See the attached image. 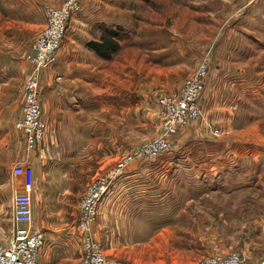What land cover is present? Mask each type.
Listing matches in <instances>:
<instances>
[{
  "label": "rangeland",
  "instance_id": "obj_1",
  "mask_svg": "<svg viewBox=\"0 0 264 264\" xmlns=\"http://www.w3.org/2000/svg\"><path fill=\"white\" fill-rule=\"evenodd\" d=\"M63 1L0 0V61L27 62L24 56L46 23L47 7ZM80 2L66 22L57 61L74 59L103 76V90L100 83L95 87L98 95L108 97L109 114L102 130L99 117L94 120V142L104 146L80 148L78 160L92 158V177L61 175L62 184L70 185L68 192H81L69 193L64 201L67 222L73 220L80 196L96 175L107 173L121 157L161 135L159 95L175 96L202 62L207 68L198 100L202 118L170 136L176 145L171 151L125 167L115 179L120 177L119 183L114 180L107 193L111 201L105 200L107 194L100 201L111 214L107 224L101 223L99 213L91 232L109 258L130 264L192 263L230 253L245 264L264 258V0ZM111 25L123 27L128 37L105 60L85 44ZM173 85L180 87L166 91ZM206 93H214L219 101L223 117L219 122L207 118L202 105ZM201 123L206 127L198 128ZM187 127L196 133L187 136ZM212 128L219 130L218 135ZM66 134L72 142L73 133ZM202 143L212 155L207 149L204 154ZM71 149L62 146V157ZM38 164L24 163V173L10 177L17 187L13 192L0 186V220L12 209L10 198L27 192L33 200L34 224L44 213L48 218L60 216L58 208L44 209L41 186L30 183ZM3 171L0 167V182ZM61 234L55 251L47 249L46 240L38 253L40 264L78 261L82 253L78 232L66 228Z\"/></svg>",
  "mask_w": 264,
  "mask_h": 264
},
{
  "label": "crops",
  "instance_id": "obj_2",
  "mask_svg": "<svg viewBox=\"0 0 264 264\" xmlns=\"http://www.w3.org/2000/svg\"><path fill=\"white\" fill-rule=\"evenodd\" d=\"M106 21L120 24L116 20ZM88 67L87 64L83 66L75 62L74 59L68 61L58 58L57 63L41 70L39 97L42 107V118L45 123V135L42 142L34 149L27 150L24 135L15 129L14 122L21 117L22 84L29 73L30 65L24 60L17 59L0 61V167L4 170V179L1 180L0 186L7 191L13 192L17 188L10 181L11 176L17 178L16 175L12 174L14 165L27 162L32 164L39 163L38 166L33 167L31 184L33 187L41 186L43 193L42 206L46 211L54 207L58 208L61 213L60 216L52 218H48V213H44L35 222L36 226L44 232V244L47 240L50 244L47 249H52V251H55L62 243V230L69 228L73 232H77V210L73 212L74 217L71 222H67L63 211L65 209L64 201L66 197H69V193L77 196L81 192L79 189L74 192H68L70 191V185L67 181L62 184L61 175H65L66 179L84 180L91 178L92 158L90 156L88 157L89 160L87 158L84 161L78 160L80 158V148H85L86 151V148L104 146L102 141L99 143L94 142L93 132L96 129L94 120L98 119V117L101 121V130L104 128L102 126L103 123H105V127L108 125V97L103 96L101 93L98 95V88L95 87L97 83H100V90H103L102 84L106 81H104L102 75L94 74ZM207 86L210 87L211 85L207 84ZM176 87L179 89L180 85ZM177 88H174L173 85L171 88L167 87L166 91L170 93L175 91V89L177 91ZM105 91L108 92V86H106ZM202 105L204 111H206L207 118L212 123L213 121L219 122L223 118L219 108V101H217L214 93L211 95L206 93L205 103ZM84 115H88L87 118ZM203 125L206 127L207 124L201 123L198 128L202 129ZM69 132L73 133L72 142L66 140V133ZM80 132H84L85 139L81 138L83 133ZM192 132L196 133V130L193 131L187 127V136ZM69 137H71V134ZM183 140L188 141L190 138H183ZM200 145L202 151L204 148V154L206 155L205 149L208 152L209 148L205 147L204 143ZM62 146L64 148H74V150L71 149L68 155L62 157ZM66 152L64 151L63 154H66ZM207 154L212 155L211 152ZM40 178H42L43 182ZM119 180L120 177L115 181L119 183ZM115 181H113L112 185ZM118 186L117 189L120 188ZM58 187L60 188L58 189ZM109 196L110 194L106 199L107 201H111ZM102 206L99 209L100 221L102 224H107L111 214L109 215L108 210L105 213V209ZM11 229L12 209L6 210L3 220H0V241L7 240ZM37 260L38 264H40L39 256H37Z\"/></svg>",
  "mask_w": 264,
  "mask_h": 264
},
{
  "label": "built area",
  "instance_id": "obj_3",
  "mask_svg": "<svg viewBox=\"0 0 264 264\" xmlns=\"http://www.w3.org/2000/svg\"><path fill=\"white\" fill-rule=\"evenodd\" d=\"M81 7L80 0H64L59 6H48L46 23L36 36L30 53L25 60L30 64V71L23 86V104L21 117L14 122V127L25 138L27 150L34 149L42 142L45 135V123L42 118L40 102L41 70L57 61L58 49L70 15ZM206 64L199 63L197 68L183 82L179 92L173 96L160 94L159 104L162 108L163 129L161 135L144 142L133 153L121 157L116 166L107 173L96 175L86 186L77 203L79 222L77 232L81 241V255L75 264H130L111 259L102 251L99 240L91 232V225L99 215V204L125 167L135 160H151L162 152L171 151L173 146L170 136L189 122L202 118V109L198 103L204 87ZM59 78V77H58ZM218 135L217 128L210 129ZM24 173L21 163H16L12 174ZM31 183V181H30ZM33 200L30 193H17L11 197L12 229L5 242H0V264H38L37 256L44 245V232L35 226ZM171 264H245L238 256L214 255L203 257L192 263ZM247 264H264V258Z\"/></svg>",
  "mask_w": 264,
  "mask_h": 264
},
{
  "label": "trees",
  "instance_id": "obj_4",
  "mask_svg": "<svg viewBox=\"0 0 264 264\" xmlns=\"http://www.w3.org/2000/svg\"><path fill=\"white\" fill-rule=\"evenodd\" d=\"M126 30L120 25H111L100 30L96 40H89L85 45L98 57L109 60L120 49L121 42L126 38Z\"/></svg>",
  "mask_w": 264,
  "mask_h": 264
},
{
  "label": "bare ground",
  "instance_id": "obj_5",
  "mask_svg": "<svg viewBox=\"0 0 264 264\" xmlns=\"http://www.w3.org/2000/svg\"><path fill=\"white\" fill-rule=\"evenodd\" d=\"M110 190V189H109ZM108 195V194H107ZM106 197V196H105ZM108 197V196H107ZM103 199H104V197H103ZM107 198H105V200H106ZM101 206V202H100V204H99V207ZM44 247V246H43Z\"/></svg>",
  "mask_w": 264,
  "mask_h": 264
}]
</instances>
